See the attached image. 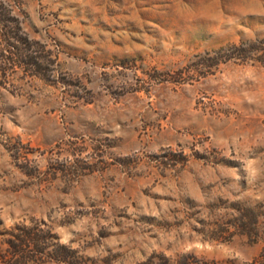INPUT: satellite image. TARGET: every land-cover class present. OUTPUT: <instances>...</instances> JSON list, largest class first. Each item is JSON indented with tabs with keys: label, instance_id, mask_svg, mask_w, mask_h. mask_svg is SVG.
<instances>
[{
	"label": "rangeland",
	"instance_id": "rangeland-1",
	"mask_svg": "<svg viewBox=\"0 0 264 264\" xmlns=\"http://www.w3.org/2000/svg\"><path fill=\"white\" fill-rule=\"evenodd\" d=\"M42 219L78 264H264V0H0V247Z\"/></svg>",
	"mask_w": 264,
	"mask_h": 264
},
{
	"label": "trees",
	"instance_id": "trees-1",
	"mask_svg": "<svg viewBox=\"0 0 264 264\" xmlns=\"http://www.w3.org/2000/svg\"><path fill=\"white\" fill-rule=\"evenodd\" d=\"M2 15L10 17L6 12ZM232 50L238 52L237 55H244L251 50V47L248 48L246 44L235 45ZM232 54L234 52H231L229 57ZM26 165V163L21 164L19 167L27 175H33L37 171V169H28ZM2 234L6 236V246L0 247V264H50L51 262L78 264L76 251L62 243L59 236L43 219L30 223H17Z\"/></svg>",
	"mask_w": 264,
	"mask_h": 264
}]
</instances>
